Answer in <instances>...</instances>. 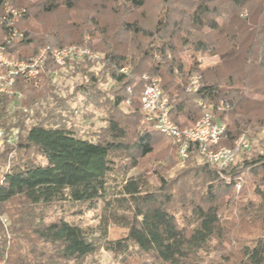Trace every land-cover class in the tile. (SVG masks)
Segmentation results:
<instances>
[{"label": "trees", "instance_id": "trees-1", "mask_svg": "<svg viewBox=\"0 0 264 264\" xmlns=\"http://www.w3.org/2000/svg\"><path fill=\"white\" fill-rule=\"evenodd\" d=\"M77 1L40 0L39 8L72 10ZM83 1L109 4L114 12L122 7L134 12L145 2ZM5 2L0 0V49L8 57L29 63L41 49L68 46L101 57L67 62L81 68L83 79L66 97L56 94L52 72L62 69L49 55L39 67L37 86L18 78L14 94L0 96V130L19 131L13 143H0V264H81L101 249L115 255L134 252L143 264H264V234L244 240L236 234L255 221L264 233V0H185L184 9L165 12L149 31L137 21L123 22L113 34L99 26L85 28L82 36H98L101 44L103 37L112 41L101 50L82 38L67 42L59 33H39L33 26L20 30L12 11H3ZM28 9L20 17L27 18ZM12 32L21 37L9 38ZM128 35L145 38L143 52L127 54L120 40ZM185 50L217 62L201 70L194 56L184 64ZM141 72L159 80L169 120L178 129L192 127L202 116L201 102L213 123L224 126L214 149L232 148L243 133L250 148L218 169L198 157L196 143L188 144L187 158L180 160L177 145L167 137L182 165L177 176L154 171L153 183L144 172L130 174L153 153L161 134L141 109ZM192 77L198 87L188 91ZM76 95L106 116L105 127L91 138L49 120ZM48 98L53 104L47 117L26 127L31 109ZM256 140L262 147L258 152ZM246 177L255 199L241 203L236 199L245 194ZM74 206L70 216L91 213L96 224L70 221L65 208ZM110 226L125 229V237L107 240ZM221 241L236 246L226 249Z\"/></svg>", "mask_w": 264, "mask_h": 264}, {"label": "rangeland", "instance_id": "rangeland-1", "mask_svg": "<svg viewBox=\"0 0 264 264\" xmlns=\"http://www.w3.org/2000/svg\"><path fill=\"white\" fill-rule=\"evenodd\" d=\"M39 1L40 0H6L3 11L6 13L11 10L17 14L13 21L18 25L20 30L30 29V27L33 26L39 33L51 34L52 36L55 33H59L66 41L69 38L67 42L77 41L82 38V40H90L91 44L95 45V47L97 46L100 50L103 49V46H106L107 43L111 44L112 41L103 37L101 44L98 36L91 38L86 35L87 33L82 36L81 32H83L85 28L92 30L95 28L94 26H99V28H106L109 30L110 34H113V30L116 29L117 26H121L123 22L137 21L142 29L149 31L153 29L157 21L165 19V12L170 13V11H172V15H175L179 9H184L183 2H185V0H145L143 7L137 11L129 12L122 7L119 11L114 12L109 4L101 2L89 3L81 0L77 1L76 7L72 10L62 6L53 12L47 13L41 11L39 8ZM25 6L29 8L26 14L27 18L20 17L19 15V13L25 9ZM123 38L124 37H122V39L121 37L119 38L121 39L120 43H123L128 55H130L132 51L134 52V50H137V52L144 51L146 43L144 37L135 36L131 39L128 35L124 39ZM1 41L2 36L0 33V42ZM193 57L200 62L199 68L201 70H206L217 62V59L214 57H198V55H194L191 51L187 50L182 52L181 61L186 64L187 62L189 63ZM148 62L149 61L143 63V70L147 69V66L149 67ZM94 70H96V68L91 69L90 72ZM142 74H140V76L151 79L148 73L144 72ZM82 79V70L77 64L65 66L54 79L56 94L62 98L66 97ZM52 104V100L48 98L46 101L32 108L25 122L26 127H29L36 120L47 117V109L51 107ZM105 117L106 116L102 112L94 109L93 105L87 101L86 98L81 95H76L62 108L56 110L49 120L51 123L57 125L62 124L72 128L81 138H91L93 133L105 127ZM161 134H156L153 153L142 160L139 168L131 171L130 174L144 172L151 178L153 183L156 182L155 179L152 178L154 176V171L161 172L165 177L172 179L177 176L182 165L177 161L174 151L170 148V142L167 136ZM257 141L258 140L255 141L254 145L258 146L256 148L258 152L262 147ZM262 146L264 147V143ZM37 161L41 164L45 163L43 158H37ZM248 179L249 177L245 179L246 182H248L247 184L244 181L245 194L239 197V199H236L238 202L244 203L247 200L255 199L250 184L252 180ZM65 209L66 214L69 215L68 219L70 221L78 222L82 226L96 224V219H93L91 213H87L81 217L70 216L69 213L77 210V207L74 206ZM126 232L125 229L110 226L107 229V240L114 241L123 238ZM236 234H238L239 239L244 240L245 238L256 237L264 233L255 221L250 227L239 229V232ZM219 243L220 246L226 249L236 246L233 241L230 242V244L224 241ZM81 264H143V258L141 259L138 254L134 252L130 255L127 253L115 255L101 249L95 254L86 257Z\"/></svg>", "mask_w": 264, "mask_h": 264}, {"label": "built area", "instance_id": "built-area-1", "mask_svg": "<svg viewBox=\"0 0 264 264\" xmlns=\"http://www.w3.org/2000/svg\"><path fill=\"white\" fill-rule=\"evenodd\" d=\"M13 19L17 16L11 12ZM20 15V13H19ZM21 37L20 34L12 32L9 38ZM50 56L53 63L59 69H63L67 62H96L99 61L100 55L91 52L87 48L78 46H68L61 49H41L38 55L29 63L16 60L8 57L3 49H0V96L14 94V85L18 78H21L25 83L38 85L39 67L44 62L46 56ZM126 73V69L121 70ZM59 75V71L52 72L53 80ZM143 90L140 96V104L142 111L147 115V120L154 124V128L160 133L171 138L173 143L177 145V156L180 160L187 158V148L189 143L197 144L198 157L213 165L218 169H225L233 164L236 157L244 150L250 148L251 141L247 134H241L234 142L232 148H217L214 149L219 137L224 131V126L214 124V116L208 107L201 102H197L198 106L204 110L202 116L195 122L192 127L178 129L168 117L167 98L162 94L157 78H145ZM198 87V78L192 77L188 84V91H194ZM222 103L219 104L218 110H222ZM19 131L17 129L10 130L5 133L0 130V143L7 142L8 144L16 141ZM241 185H236V190L239 191Z\"/></svg>", "mask_w": 264, "mask_h": 264}]
</instances>
